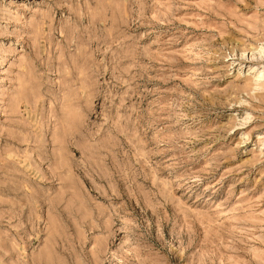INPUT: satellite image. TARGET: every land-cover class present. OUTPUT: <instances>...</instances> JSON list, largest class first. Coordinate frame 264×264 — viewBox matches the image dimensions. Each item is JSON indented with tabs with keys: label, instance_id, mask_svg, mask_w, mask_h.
I'll return each mask as SVG.
<instances>
[{
	"label": "rangeland",
	"instance_id": "374dc122",
	"mask_svg": "<svg viewBox=\"0 0 264 264\" xmlns=\"http://www.w3.org/2000/svg\"><path fill=\"white\" fill-rule=\"evenodd\" d=\"M263 69L264 0H0V264H264Z\"/></svg>",
	"mask_w": 264,
	"mask_h": 264
},
{
	"label": "bare ground",
	"instance_id": "6f19581e",
	"mask_svg": "<svg viewBox=\"0 0 264 264\" xmlns=\"http://www.w3.org/2000/svg\"><path fill=\"white\" fill-rule=\"evenodd\" d=\"M261 67H262V66H261ZM261 75L264 76V69L262 70Z\"/></svg>",
	"mask_w": 264,
	"mask_h": 264
}]
</instances>
